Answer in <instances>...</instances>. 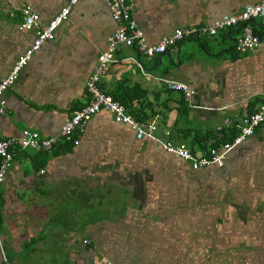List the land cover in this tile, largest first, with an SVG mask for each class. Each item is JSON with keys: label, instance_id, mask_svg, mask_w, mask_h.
Returning <instances> with one entry per match:
<instances>
[{"label": "crops", "instance_id": "crops-1", "mask_svg": "<svg viewBox=\"0 0 264 264\" xmlns=\"http://www.w3.org/2000/svg\"><path fill=\"white\" fill-rule=\"evenodd\" d=\"M67 0H0V77L32 44L20 10L46 23ZM145 41L208 25L258 0H128ZM255 51L237 54L239 28L189 38L145 57L120 45L100 91L125 104L155 135L196 155L220 146L225 119L264 104V17L250 22ZM101 0H79L4 92L0 140L27 129L55 135L86 103L84 82L116 29ZM159 79L193 94L167 90ZM237 132V131H236ZM223 142L228 141L223 138ZM0 184V251L11 264H264V138L253 134L223 165L197 171L105 112L95 113L77 145L11 149ZM1 264V252H0Z\"/></svg>", "mask_w": 264, "mask_h": 264}, {"label": "built area", "instance_id": "built-area-1", "mask_svg": "<svg viewBox=\"0 0 264 264\" xmlns=\"http://www.w3.org/2000/svg\"><path fill=\"white\" fill-rule=\"evenodd\" d=\"M78 1L67 0L65 6L46 23L39 22L36 15L28 8L20 10L21 22L17 29L19 31H31L34 38L31 46L17 58L8 73L4 77H0V114L4 113L5 108L4 92L17 79L31 55L43 43L52 39L54 31L67 19L70 8ZM101 1L117 27L106 38L105 48L98 53L96 62L84 82L86 103L69 114L55 135L39 137L36 132L23 129L17 138L0 140V184L3 182L6 171L12 162V148L31 150L38 153L49 151L60 142L76 146L78 133L82 131L90 118L99 111L110 115L115 122L128 126L133 131L136 140L146 139L157 144L164 153L187 163L194 171L208 167L219 169L223 165L225 154L239 146L247 138L255 133L264 138L263 104L253 112L244 113L240 119H225L222 126L236 129V134L233 135L231 140L222 143L219 147H211L204 154L196 155L184 144L170 143L168 141L169 131L163 132V138L157 137L155 135L156 126L153 122L137 121L123 105L114 101L109 94L100 91L98 88L99 79L104 75L106 68L115 62L114 55L118 47L123 44L133 45L140 55L150 58L164 53L182 40L198 37L210 38L219 31L238 27L239 36L233 43L234 52L245 54L255 51L259 46V41L252 33L250 22L264 17V0L245 5L238 13L222 16L208 25L174 29L169 35L162 36L154 45L146 43L143 33L132 17V5L128 0ZM159 81L167 90L181 92L185 99L193 94L190 89L181 83L167 79H159ZM0 252L1 264H11L10 259L2 251Z\"/></svg>", "mask_w": 264, "mask_h": 264}, {"label": "trees", "instance_id": "trees-1", "mask_svg": "<svg viewBox=\"0 0 264 264\" xmlns=\"http://www.w3.org/2000/svg\"><path fill=\"white\" fill-rule=\"evenodd\" d=\"M253 33V32H252ZM254 34V33H253ZM111 96V95H110ZM111 98L114 100V101H116V102H118L117 100H115L112 96H111ZM119 104H121V105H123V106H125V104L124 103H122V102H118ZM235 133H236V131H235ZM233 132L231 133V135L229 136V135H222L221 137H220V140H222V141H220V142H222V143H224L223 141V138H226L228 141L229 140H231V138L233 137ZM228 141H226V142H228ZM216 147H219V146H216ZM216 147H213V148H216Z\"/></svg>", "mask_w": 264, "mask_h": 264}]
</instances>
